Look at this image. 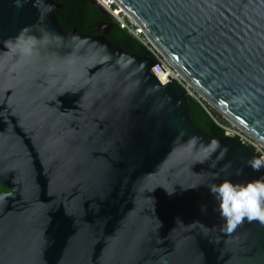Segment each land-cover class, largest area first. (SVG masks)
Instances as JSON below:
<instances>
[{
	"label": "water",
	"instance_id": "obj_1",
	"mask_svg": "<svg viewBox=\"0 0 264 264\" xmlns=\"http://www.w3.org/2000/svg\"><path fill=\"white\" fill-rule=\"evenodd\" d=\"M112 1L264 146V0ZM58 8L0 0V264H264V225L226 233L209 189L264 177L259 153L197 126L153 56Z\"/></svg>",
	"mask_w": 264,
	"mask_h": 264
},
{
	"label": "trees",
	"instance_id": "obj_2",
	"mask_svg": "<svg viewBox=\"0 0 264 264\" xmlns=\"http://www.w3.org/2000/svg\"><path fill=\"white\" fill-rule=\"evenodd\" d=\"M55 1L63 4V8L56 10V15L65 28L72 30V27L75 26L80 31L91 32L98 23H103L109 27L107 37L111 41L130 52L153 56L152 52L137 37L114 21L111 15L93 0ZM188 103L191 117L197 126L213 136L225 135V130L218 121H227L221 114L203 100L200 101L191 95H188ZM6 190L8 189L0 183V192Z\"/></svg>",
	"mask_w": 264,
	"mask_h": 264
},
{
	"label": "clouds",
	"instance_id": "obj_3",
	"mask_svg": "<svg viewBox=\"0 0 264 264\" xmlns=\"http://www.w3.org/2000/svg\"><path fill=\"white\" fill-rule=\"evenodd\" d=\"M248 166L254 172L261 171L264 168V156L252 158ZM209 189L217 201L215 211L224 221L223 230L226 233H233L245 220L264 225V177L246 183H233L225 179L220 184L210 185ZM206 210L207 207L202 206V211Z\"/></svg>",
	"mask_w": 264,
	"mask_h": 264
},
{
	"label": "built area",
	"instance_id": "obj_4",
	"mask_svg": "<svg viewBox=\"0 0 264 264\" xmlns=\"http://www.w3.org/2000/svg\"><path fill=\"white\" fill-rule=\"evenodd\" d=\"M98 5H100L107 13L111 15L114 21L118 22L123 28L127 29L131 34L137 37L153 54L156 62L166 71V73L175 79L186 91L187 95H191L198 100H202L163 60L161 55L152 45L147 36L135 26L127 16L121 11V9L112 0H94ZM227 122H219L221 127L225 130V135L235 136L242 140L246 145L252 147L254 151L259 153L260 156H264V146L252 138L250 135L245 133L239 127L234 125L232 122L227 120Z\"/></svg>",
	"mask_w": 264,
	"mask_h": 264
}]
</instances>
